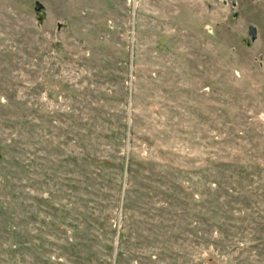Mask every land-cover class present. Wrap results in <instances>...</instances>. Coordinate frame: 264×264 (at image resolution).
<instances>
[{"label": "rangeland", "instance_id": "1", "mask_svg": "<svg viewBox=\"0 0 264 264\" xmlns=\"http://www.w3.org/2000/svg\"><path fill=\"white\" fill-rule=\"evenodd\" d=\"M0 264H264V0H0Z\"/></svg>", "mask_w": 264, "mask_h": 264}, {"label": "water", "instance_id": "2", "mask_svg": "<svg viewBox=\"0 0 264 264\" xmlns=\"http://www.w3.org/2000/svg\"><path fill=\"white\" fill-rule=\"evenodd\" d=\"M40 4H38V3H36L35 5H34V9L36 10V11H38L39 9H40ZM247 33H248V36H249V39L251 40V41H253L254 39H255V37H256V32H255V29L252 27V26H249L248 27V30H247Z\"/></svg>", "mask_w": 264, "mask_h": 264}]
</instances>
